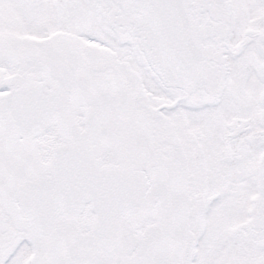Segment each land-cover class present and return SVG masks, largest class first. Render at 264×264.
Listing matches in <instances>:
<instances>
[{
	"label": "snow or ice",
	"instance_id": "obj_1",
	"mask_svg": "<svg viewBox=\"0 0 264 264\" xmlns=\"http://www.w3.org/2000/svg\"><path fill=\"white\" fill-rule=\"evenodd\" d=\"M0 264H264V0H0Z\"/></svg>",
	"mask_w": 264,
	"mask_h": 264
}]
</instances>
